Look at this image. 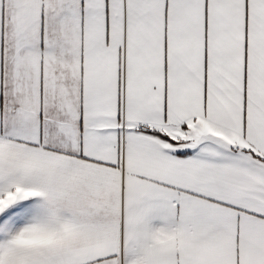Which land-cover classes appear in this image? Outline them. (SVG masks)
I'll return each instance as SVG.
<instances>
[{
	"label": "crops",
	"instance_id": "0c3cea01",
	"mask_svg": "<svg viewBox=\"0 0 264 264\" xmlns=\"http://www.w3.org/2000/svg\"><path fill=\"white\" fill-rule=\"evenodd\" d=\"M12 255L264 264V0H0Z\"/></svg>",
	"mask_w": 264,
	"mask_h": 264
},
{
	"label": "rangeland",
	"instance_id": "374dc122",
	"mask_svg": "<svg viewBox=\"0 0 264 264\" xmlns=\"http://www.w3.org/2000/svg\"><path fill=\"white\" fill-rule=\"evenodd\" d=\"M16 259H18V255H12V256H8V257H2L0 259V264H19V262L15 261Z\"/></svg>",
	"mask_w": 264,
	"mask_h": 264
},
{
	"label": "trees",
	"instance_id": "16d2710c",
	"mask_svg": "<svg viewBox=\"0 0 264 264\" xmlns=\"http://www.w3.org/2000/svg\"><path fill=\"white\" fill-rule=\"evenodd\" d=\"M140 129H142V130H144L143 128H140ZM146 131H148V132H150V133H159L157 130H155V129H145Z\"/></svg>",
	"mask_w": 264,
	"mask_h": 264
}]
</instances>
